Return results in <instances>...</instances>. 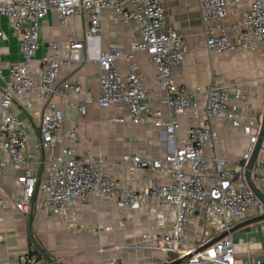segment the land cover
Segmentation results:
<instances>
[{"label":"built area","instance_id":"obj_1","mask_svg":"<svg viewBox=\"0 0 264 264\" xmlns=\"http://www.w3.org/2000/svg\"><path fill=\"white\" fill-rule=\"evenodd\" d=\"M238 3L240 0H197L204 23L206 49L210 55L231 51L264 55L262 0H252L250 9L243 12L237 23L230 27L221 23L230 6ZM105 10L114 13V22H134L140 39L128 49L116 43L110 44L97 57L99 97L96 103L102 108L127 111L131 125L162 129L165 141L172 146L162 158L120 157L119 164L130 168L125 178L127 185L136 181L134 170H152L166 179L162 185L144 186L135 192L128 187L117 186L115 179L104 173L103 159L77 160L76 151L63 146L62 113L52 98L70 99L72 93H81L80 87L73 81L59 84L56 76L62 65L81 60L83 44L68 40L65 46L67 59L58 60L55 56L58 44L47 42L48 53L41 59L37 72L38 84H34L30 77L32 58L39 48L38 24L48 12L56 14L60 27L65 26L68 19L84 15L87 19L86 36L91 37L102 32ZM164 12L158 0H0V17L6 19L13 36L18 38L22 61L8 70L0 90V173L6 165L21 169L15 178L20 186L21 198L14 208L24 219L28 217L30 203L37 190L44 197L43 208L59 218L65 216L64 208L74 206L77 201L83 202L87 197L97 202L111 201L122 213L146 209L141 222L147 223L149 217H153L152 228L158 231L153 236L142 234L131 244L116 246L113 248L115 251L157 252L167 258L164 263H170L173 258L186 257L184 264H236L234 245L229 235L198 252L211 239L204 237L199 243L189 241L187 229L192 219L201 213L205 224L217 237L229 232L246 217L249 210L254 208L255 216L264 213V206L245 185L243 167H229L227 160L217 155L220 139L211 123L218 120L223 126L237 129L238 134L247 139L240 155V160L247 162L258 139L260 118L241 110V90L237 87L231 90L218 76L212 77L208 84L203 113L191 100L185 87L173 83L171 69L179 66L184 59L186 42L182 34L166 27ZM214 22L220 24L213 26ZM135 52L149 53L150 63L156 68L158 89L163 94L162 102L169 113L166 120L160 111H155L146 102L144 80L138 66L131 63L124 74H120L115 66L119 60L131 62ZM32 94H36L44 111L38 126V144L42 151L56 149L55 153L50 151L41 160L29 153L25 128L12 111L15 105L22 110L29 109L27 100ZM89 102L92 99L85 94L77 103L81 116L86 113L85 107ZM187 113L190 114L187 134L183 140L177 141L175 133L179 126L172 118ZM74 138V133L67 137L70 142ZM263 152L264 139L259 154ZM33 164L44 169L43 177L34 174ZM251 172L254 187L264 196V161L258 158ZM6 206V200L0 195V210ZM258 225L264 233V222ZM21 262L45 264L28 255L23 256ZM156 262L161 264L159 260ZM103 264L114 263L106 261Z\"/></svg>","mask_w":264,"mask_h":264},{"label":"crops","instance_id":"obj_2","mask_svg":"<svg viewBox=\"0 0 264 264\" xmlns=\"http://www.w3.org/2000/svg\"><path fill=\"white\" fill-rule=\"evenodd\" d=\"M251 1L240 0V3L230 6L221 23L229 27L237 23L239 16L250 9ZM158 2L165 9L166 27L182 34L186 42L184 59L179 66L171 69L173 83L178 87H185L191 100L203 113L208 84L212 77L218 76L231 90L236 87L241 90V110L249 111L260 118L264 102V55L259 52L239 51L210 55L206 49L204 23L200 18L197 0ZM262 3L264 4V0ZM102 15V32L87 37V19L84 15L70 18L65 26L60 27L57 25L56 14L48 12L38 24L39 48L32 58L30 77L34 84H38L37 72L41 59L48 53L47 42L58 44L55 52L58 60L67 59L65 46L68 40L82 43L81 60L62 65L56 76L59 84L73 81L80 87L81 93H72L70 99L52 98L62 113L63 146L74 149L77 160L103 159L104 173L112 176L119 187H128L135 192L144 186L162 185L166 179L152 170H134L136 181L127 185L125 178L128 177L130 168L121 166L119 160L125 155L150 160L162 158L167 149L172 147L165 141L163 130L153 126L143 128L131 125L127 111H118L112 107L102 108L96 103L99 97L97 57L110 44L116 43L123 49H128L140 39L134 22H114L115 15L109 10L103 11ZM219 24L220 22H214L212 25ZM19 46V40L13 36L6 19L0 17V90L7 79L8 70L22 63ZM132 58L129 63L124 60L116 61L118 72L124 74L131 63H135L144 80L146 102L155 111H160L162 118L166 120L169 118L168 109L163 105V94L158 89V74L150 63L149 53L135 52ZM85 94L91 97L92 102L86 104V113L81 116L77 103L82 101ZM27 102L30 103L29 109L22 110L15 105L12 111L25 128L30 145L29 153L41 160L50 151L55 153L56 149L42 151L40 148L38 126L44 111L38 104L36 94H32ZM118 118L122 121L118 122ZM188 118V113L172 118L179 126L175 133L177 141L183 140L187 134ZM211 123L220 139L216 148L217 155L224 157L229 167L239 165L247 139L241 137L237 129L223 126L218 120ZM70 133L75 134L72 142L67 139ZM259 158L264 161V152L259 154ZM32 171L37 176L44 175V169L40 165L33 164ZM20 173V168L13 169L7 165L0 173V195L7 203L0 210V218H3L0 223V264H22L21 258L26 255L43 262L42 258L37 259L33 254L37 248L31 243L27 219L14 208L21 198L20 186L15 179ZM43 199V195L38 190L35 191L32 237L58 264H103L106 261L114 264H157L156 260L162 264L167 260L163 254L157 252H118L113 249L136 242L142 234H158L152 228L153 217H149L147 223L140 220L146 209L122 213L115 208L114 202H97L87 197L83 202L77 201L74 206L64 208L65 216L59 218L43 208ZM255 213L254 208L249 210L240 222L253 218ZM204 237L211 240L216 238L211 228L205 224L203 214L199 213L187 229V239L199 243ZM230 238L234 245L236 264H254L256 261L264 264V233L260 231L258 224L238 229Z\"/></svg>","mask_w":264,"mask_h":264},{"label":"water","instance_id":"obj_3","mask_svg":"<svg viewBox=\"0 0 264 264\" xmlns=\"http://www.w3.org/2000/svg\"><path fill=\"white\" fill-rule=\"evenodd\" d=\"M260 126H259V130L257 133V141L254 145V148L251 152V157L250 159L245 162L244 160H240L239 162V166L243 167V172H244V180H245V185L248 189L251 190V192H253L255 199L264 206V196L263 194L260 192L259 189L255 188L252 180H251V169L254 165V163L258 160L259 158V151H260V147L262 145L263 142V137H264V102H263V109H262V113L260 116ZM33 204H34V197L31 201V206L29 209V215L27 217V229L29 231V237L31 240L32 245H34L39 254L41 255V258L43 259V262H45L46 264H58L57 261L52 260L49 255L43 250V248L41 246H39L36 241H34L33 237H32V221H33ZM264 222V213L262 215H258V216H253V218L244 220L242 222H239L238 224H236V226L232 227L229 232H224L221 233L219 236H217L216 238L212 239L211 241L203 244V246L201 248L198 249V252H202L204 249L210 247L211 245L218 243L220 241V239L226 237V236H230L233 233L236 232V230L241 229L243 227H247V226H251L253 224H259ZM187 258L186 257H181L178 258L176 260L171 261L170 263H162V264H184L185 260Z\"/></svg>","mask_w":264,"mask_h":264},{"label":"trees","instance_id":"obj_4","mask_svg":"<svg viewBox=\"0 0 264 264\" xmlns=\"http://www.w3.org/2000/svg\"><path fill=\"white\" fill-rule=\"evenodd\" d=\"M33 254L37 257V259L41 258L40 254L35 249H34V253ZM173 259L175 260L176 258H173Z\"/></svg>","mask_w":264,"mask_h":264},{"label":"rangeland","instance_id":"obj_5","mask_svg":"<svg viewBox=\"0 0 264 264\" xmlns=\"http://www.w3.org/2000/svg\"><path fill=\"white\" fill-rule=\"evenodd\" d=\"M3 20V19H2ZM174 256H170L169 258H173Z\"/></svg>","mask_w":264,"mask_h":264}]
</instances>
